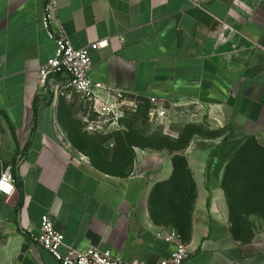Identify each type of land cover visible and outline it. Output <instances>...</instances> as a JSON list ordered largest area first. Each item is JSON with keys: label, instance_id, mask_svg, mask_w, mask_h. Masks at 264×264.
I'll return each mask as SVG.
<instances>
[{"label": "crops", "instance_id": "crops-1", "mask_svg": "<svg viewBox=\"0 0 264 264\" xmlns=\"http://www.w3.org/2000/svg\"><path fill=\"white\" fill-rule=\"evenodd\" d=\"M44 2L0 0V174L10 167L16 184L9 198L0 194V264H57L30 239L45 213L63 234L62 254L93 246L123 261L169 257L176 241L166 237L176 229L155 220L150 196L171 180L175 155L195 189L180 234L189 250L183 264H264V198L241 205L222 185L241 145L264 148V0H59L75 48L109 40L89 52L92 81L162 104H194L215 129H226L181 149L132 146L125 173L97 168L65 142L63 76L45 84L38 76L56 49L42 28ZM232 208L242 223L263 228L237 237Z\"/></svg>", "mask_w": 264, "mask_h": 264}, {"label": "rangeland", "instance_id": "rangeland-1", "mask_svg": "<svg viewBox=\"0 0 264 264\" xmlns=\"http://www.w3.org/2000/svg\"><path fill=\"white\" fill-rule=\"evenodd\" d=\"M118 90L92 98L75 91L61 97L59 126L72 153L109 173L132 170V146L180 149L194 137H222L194 104L162 105ZM263 226H249L247 236Z\"/></svg>", "mask_w": 264, "mask_h": 264}, {"label": "built area", "instance_id": "built-area-1", "mask_svg": "<svg viewBox=\"0 0 264 264\" xmlns=\"http://www.w3.org/2000/svg\"><path fill=\"white\" fill-rule=\"evenodd\" d=\"M59 0H45L42 17V28L46 35L55 42V54L38 70L39 81L45 84L48 78L61 75L59 94L68 95L75 91L83 97L92 98L98 94L116 90L101 82L92 81L89 76L91 67L90 50L105 48L109 44L108 38H103L81 48H75L58 18ZM157 106V112L163 114L162 102L156 98L149 99ZM16 191L15 178L10 167H6L0 174V194L9 198ZM33 243L50 252L57 264H145L138 261H123L112 256L110 251H101L93 246L85 249L68 247L62 254L59 248L63 245V234L55 230L48 213L41 217L39 232L30 234ZM166 240H175L176 248L169 257L161 259L156 264H183L188 257L189 250L176 230H171Z\"/></svg>", "mask_w": 264, "mask_h": 264}, {"label": "trees", "instance_id": "trees-1", "mask_svg": "<svg viewBox=\"0 0 264 264\" xmlns=\"http://www.w3.org/2000/svg\"><path fill=\"white\" fill-rule=\"evenodd\" d=\"M173 165L171 180L156 185L152 191L151 212L156 221L161 219L171 223L172 227L183 235L189 228V210L195 189L184 157L175 155ZM222 185L227 196L241 205L242 199L264 198V148L253 140L241 145L226 167ZM258 189L261 191L253 193ZM231 211L234 234L237 237H247L249 225L242 223L240 216L235 215L236 209L232 208ZM242 211L241 208L240 212Z\"/></svg>", "mask_w": 264, "mask_h": 264}]
</instances>
